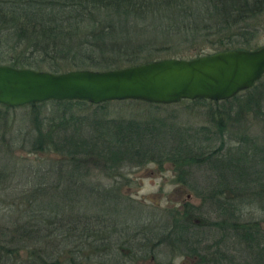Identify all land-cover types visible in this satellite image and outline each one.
Segmentation results:
<instances>
[{
  "label": "trees",
  "instance_id": "trees-1",
  "mask_svg": "<svg viewBox=\"0 0 264 264\" xmlns=\"http://www.w3.org/2000/svg\"><path fill=\"white\" fill-rule=\"evenodd\" d=\"M263 8L264 0H0V63L62 73L118 69L236 49L254 51L264 44L255 41L257 31L249 22ZM209 36H213L212 45H200ZM176 42L184 43L177 47ZM160 51L165 54L159 57ZM261 79L229 99L214 102L227 103L235 117L249 110L264 120L263 97L257 90ZM185 101L210 102L196 98L173 104L144 103L164 108ZM49 102L50 116H43L45 119H39L33 110L44 102L28 104L33 107L34 147L60 150L69 156L76 167L63 176L68 175L74 188L84 187L80 176L87 161L105 166L108 174L119 167L169 161L179 172L180 183L201 197L200 205L167 212L168 223L145 216L123 227L127 243L120 249H127L128 256L140 251L146 258L155 247L167 246L177 255L199 257L197 264H264V217L246 216L247 211L264 215V140L249 137L244 128H229L219 108L207 113L210 127L190 132L175 123L152 121L151 116L102 118L110 117L112 105L143 101ZM86 107L93 108L89 114L94 118L88 133L75 120ZM101 124L105 128L98 132ZM204 165L212 178L198 186L187 174ZM10 178L0 163V201L4 203L2 194ZM61 190L65 191L64 187L54 191ZM74 195L66 197L64 192V200L51 208L41 204L42 193L33 192L28 207L24 203L14 207L20 211L13 210V215L0 213V264H83L81 256L76 259L74 254L71 258L62 253L74 237L78 242L74 252L97 249L99 242L104 246L110 238L105 228L114 224H104L103 216L94 220L79 207V192ZM108 197V202L103 201L106 211L113 202ZM64 228L71 240L58 233ZM110 258L116 259V253ZM117 263L124 264L113 262Z\"/></svg>",
  "mask_w": 264,
  "mask_h": 264
},
{
  "label": "rangeland",
  "instance_id": "rangeland-1",
  "mask_svg": "<svg viewBox=\"0 0 264 264\" xmlns=\"http://www.w3.org/2000/svg\"><path fill=\"white\" fill-rule=\"evenodd\" d=\"M249 23L254 28V32L257 31L255 41L264 44V10L250 20ZM212 37L205 38V42H200V45L210 47L212 45L210 38ZM179 44V42H176L174 46H181ZM185 44L186 48L189 47V50L191 48L190 42L188 41ZM164 52L160 51L157 55L160 57L165 54ZM258 84L259 88L257 90L260 91V96L263 97V104L261 105H264V76ZM51 104L47 101L34 108L30 105H23L10 109H5L0 105V163L6 167L11 176L9 186L2 194L3 200L7 203L0 201V213L8 212V214L13 215V210L17 211L14 207L24 203V205L27 203L26 206L28 207L27 200L30 193L33 192L42 193L41 204L51 208L57 207L56 204L59 205L60 200H64V192L66 197H71L79 192L78 205L83 211L93 216L94 220H99L103 216L105 218L104 224H114V226L105 228V234L110 235V238L107 237L104 246L99 242L97 249L80 250V252L72 251V249H77L76 237L71 240L70 235L66 237V229L64 228L63 231L60 229L58 233H61V238L71 240L63 247L66 250L62 251L68 257L71 256L72 258L74 254V257L78 259L81 256L84 259H82L83 264H113L117 261L124 264H197L199 257L177 255L167 246L155 247L153 252L146 258L142 256L143 252L139 250V252H134L131 257L126 253L127 249L125 251L120 249L123 244L127 243L122 229L126 225H130L129 223L135 224L140 217L145 218V216L152 220H162L168 223L164 217L167 212L171 210L183 211L187 205H200L201 197L196 196L190 186L187 187L188 185L185 186L178 180L179 172L175 171L174 164L169 161H164L161 164L151 162L142 166L119 167L108 174L110 171L106 170L105 166L87 161L84 163V167L81 168L80 176L84 187L74 188L69 182L68 175L63 176V172L68 174L70 168L75 169L76 167L69 161V156H66L60 150L34 147L37 144L35 145V130L31 118L32 108L36 111V116L39 119H45L43 116H50L49 108L52 107ZM225 104L223 102L216 103L214 100L205 101L204 104L185 101L164 108H155L144 102L118 103L112 105L109 109L110 117L104 115L102 118L112 119L121 116L124 119L136 120L137 115L140 118L151 116L152 121H161L167 124L175 123V125L185 127L186 130L192 132L199 130L200 127H210L212 120L207 113L215 112L219 108L220 113L223 112L224 117H227L229 128H244L249 137L264 140V120L253 116V112L249 110L237 115V119L229 106ZM85 111L87 113H84ZM92 111V107H89V109L86 107L83 112L76 115L75 120L78 127L81 129L85 127V133H88L89 123L94 120L92 115L89 114ZM88 118L90 121H88ZM98 119L101 120V118ZM104 128L105 125L101 124L97 130L99 132ZM229 139L227 138L228 141ZM209 146L212 145L209 144ZM99 163L102 164V161H99ZM210 173L211 171L207 165L194 167L188 171L187 178L195 181L198 186H204L208 181L205 179L212 178ZM58 181L63 184H59ZM63 187L65 191L61 190L58 193L54 191ZM108 195L113 200L109 203L110 211H106L103 204L107 201ZM74 198H76L75 195ZM144 209L146 211H143ZM203 209H206L205 205ZM76 216L77 214H73L72 217L76 219ZM246 216L264 217L258 211H247ZM114 231L117 232L114 233ZM99 240L102 241V239ZM111 253H116V259L110 258Z\"/></svg>",
  "mask_w": 264,
  "mask_h": 264
},
{
  "label": "water",
  "instance_id": "water-1",
  "mask_svg": "<svg viewBox=\"0 0 264 264\" xmlns=\"http://www.w3.org/2000/svg\"><path fill=\"white\" fill-rule=\"evenodd\" d=\"M264 74V45L190 59L166 58L118 69L54 73L0 63V104L18 107L48 100L97 104L140 100L171 104L182 99L214 101L250 88Z\"/></svg>",
  "mask_w": 264,
  "mask_h": 264
},
{
  "label": "flooded vegetation",
  "instance_id": "flooded-vegetation-1",
  "mask_svg": "<svg viewBox=\"0 0 264 264\" xmlns=\"http://www.w3.org/2000/svg\"><path fill=\"white\" fill-rule=\"evenodd\" d=\"M181 256H183V257H187V256H189V255H181ZM193 258H196V256H193Z\"/></svg>",
  "mask_w": 264,
  "mask_h": 264
}]
</instances>
